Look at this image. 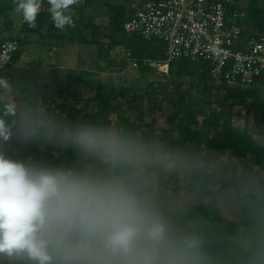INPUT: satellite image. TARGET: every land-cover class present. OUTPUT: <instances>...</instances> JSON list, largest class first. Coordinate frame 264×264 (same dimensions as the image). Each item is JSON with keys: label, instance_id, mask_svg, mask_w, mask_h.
I'll return each instance as SVG.
<instances>
[{"label": "clouds", "instance_id": "1", "mask_svg": "<svg viewBox=\"0 0 264 264\" xmlns=\"http://www.w3.org/2000/svg\"><path fill=\"white\" fill-rule=\"evenodd\" d=\"M81 0H47L53 26L75 28ZM14 12L35 29L43 0H14ZM0 87L8 82L0 78ZM17 141L55 144L94 156L104 173L77 171L32 159H13ZM140 150L115 131L93 125L42 126L0 113V259L17 264H210L202 238L175 229L135 179ZM254 226L251 264H264V216Z\"/></svg>", "mask_w": 264, "mask_h": 264}, {"label": "rangeland", "instance_id": "2", "mask_svg": "<svg viewBox=\"0 0 264 264\" xmlns=\"http://www.w3.org/2000/svg\"><path fill=\"white\" fill-rule=\"evenodd\" d=\"M117 4L123 0H111ZM250 0H237L238 8L247 14V5ZM258 6L264 9V0L258 2ZM89 15L93 16L96 23L101 25L96 34L101 43L105 44L104 54L107 65L110 68L98 72L101 62L98 58V45L83 44L76 37V42L64 41L50 38L47 30L43 36H29L30 41L20 62L9 67L4 76H10L7 89L0 87V113L6 103H13L16 112L25 115L34 103L37 104L38 121L42 126H58V122L70 113L78 110L81 119L84 115L93 112L97 104L95 102L76 101L62 97L60 90L65 87L66 80L70 75L79 72L90 71L104 81L108 90L130 88V93L124 97H117L114 104L119 106L118 113L110 115L111 123L107 130L117 132L120 116H128L136 125L133 131L137 140V148L140 150L142 160L135 170V179L152 197L158 209V200L167 195L168 204L174 209L182 208L193 201L199 195L198 191L191 188V175L184 171L183 163L179 158H173L166 151L167 144L179 139L189 127L194 133L200 135L203 141L202 151L205 155L215 160L210 168H218L228 165L237 169L241 177L235 185L227 188L209 187L203 196V202L212 205L217 214L244 222L246 213L238 203V196L247 193L250 187L257 189L259 181L264 178V168L255 164L254 157L249 155L246 159H239L230 151H217L207 148V142L215 136L216 131L209 124L211 113L216 109L219 113L229 111L237 115L233 118V127L236 137L246 139L248 130L253 134L257 143L264 144V122L261 117L254 113L247 116V106L239 99L228 100V87L215 85L212 82L201 81L192 72L184 80L181 92L189 97L190 115L183 117L184 111L177 116L174 123L168 122V116L175 111L169 106L170 100L177 102L176 78L169 73L159 75L155 79V89L166 86V95L155 93L156 104L162 107L153 109L152 101L149 100L148 79L144 78L141 69L135 65L127 56L123 47L114 50L109 49L107 38L108 29L105 27L108 21V9L105 6H96L87 9ZM22 15L11 11L0 16V38L20 37ZM58 34V32H57ZM151 73L160 74L158 68H152ZM212 93L209 94V88ZM106 90V91H108ZM164 96L165 99H164ZM87 98V95L85 96ZM163 100V101H162ZM66 103L67 110L63 112L60 105ZM179 118H181L179 120ZM184 120V123H183ZM81 125H84L81 122ZM56 160L59 154L53 153ZM106 165V167H105ZM58 166L70 167L77 171L88 170L94 173L106 172L109 165L103 160L88 155H81L75 162H60ZM201 172L202 163L195 167ZM264 210V200L258 198ZM159 210V209H158ZM160 211V210H159ZM161 212V211H160ZM0 264H10L6 259H0ZM17 264V262H11Z\"/></svg>", "mask_w": 264, "mask_h": 264}, {"label": "trees", "instance_id": "3", "mask_svg": "<svg viewBox=\"0 0 264 264\" xmlns=\"http://www.w3.org/2000/svg\"><path fill=\"white\" fill-rule=\"evenodd\" d=\"M130 1L123 0L121 3L114 4L111 0H81L80 3L73 6V10L76 13L73 17L76 27H66L65 30L61 31L53 26L51 14L48 11L50 6L47 0H43L41 10L37 16L38 26L35 29L29 28L22 18L21 31L24 36L23 38L14 37L20 42V50L13 59L14 65L24 55L30 42L27 39L28 35L42 37L44 31L47 30L51 35L52 41L59 40L61 43H64V41L75 43L76 37H78L83 44L98 45V58L101 62L98 72L108 70L110 66L107 65L104 54L105 44L101 43L96 34L102 27L87 12L89 8L105 6L108 9V21L105 27L109 31L107 34L109 49L114 50L117 47H123L127 56L138 61L143 77L148 79L147 88L150 91L149 100L152 101L153 109L156 107L161 108V104H156L158 100L154 99V95L155 93L166 95L167 87L155 89V79L159 75L164 76L165 74L161 72L160 74L151 73L153 67L149 66L147 61H165V48L159 40H146L138 34L126 32L125 23L129 19L128 3ZM259 1L250 0L246 7L247 14L244 19L240 20V23L249 26L253 25L258 33H264V9L258 6ZM14 8V0H0V16L14 11ZM241 11L243 12V10ZM170 72L171 75L178 78L176 80L177 102L174 103L173 100L169 102V106L173 109L175 108V111H172L168 116V122L174 123L182 111H184L183 117L187 118L190 115L189 97L186 93L181 92L184 79L190 73L195 72L196 78L210 82L209 65L202 60L195 61L183 58L170 64ZM64 89L65 87L62 85L60 90L62 97L81 102H95L97 106L93 112L84 115L81 119L78 114L82 110L68 114L58 122V126H80L81 122H83L84 125H93L105 130L111 123L110 115L119 111V106L115 105L114 101L118 96L121 98L126 97L131 91L128 87L108 90L104 81L97 75L90 73V71L70 75L66 80V93H64ZM212 89L213 86L209 88V94L212 93ZM228 89L229 93L226 96L228 100L239 99L241 103L247 106V116L254 113L260 116L261 121L264 122V74L253 86ZM86 95L87 98H85ZM66 105V103L60 105V109L63 112L67 110ZM16 114L17 118L23 116L17 112ZM25 115H30L34 120L38 121L37 104L34 103L25 112ZM236 115L233 111L219 113L217 109L211 113L209 124L216 131V134L207 142V148L221 152L230 151L234 157L239 159H246L249 155H252L255 164L264 168V144L257 143L247 127L248 135L246 139L236 137L233 127V118ZM135 129L136 125L132 123L128 116L119 117L116 133L137 147L138 142L133 135ZM185 129L186 131L179 139L167 144L166 151L173 158H179L182 161L184 171L191 175V188L198 191L199 197L182 208L174 209L169 206L168 197L165 195L158 200V209L175 229L195 233L202 238L203 249L209 257L210 264H251L250 257L256 239V233L254 232V226L257 223L256 218L264 216L263 206L258 202L259 197L264 200V178L259 181L257 189L250 187L247 193L238 196V203L241 204L246 213L244 222L217 214L212 205L203 202L202 198L207 189L209 187H218L220 189L230 187L240 181L241 177L237 173V169L228 165L211 169L210 165L214 164L215 160L203 153V141L200 135L194 133L189 127ZM5 151L13 159L38 160L53 166H58L60 162H75L78 157L83 155L75 153L73 150H65L55 144L44 145L17 141L15 134L12 142L5 146ZM53 153L59 154V160L55 159ZM201 163L202 170L199 172L195 167ZM100 173H104V171Z\"/></svg>", "mask_w": 264, "mask_h": 264}, {"label": "built area", "instance_id": "4", "mask_svg": "<svg viewBox=\"0 0 264 264\" xmlns=\"http://www.w3.org/2000/svg\"><path fill=\"white\" fill-rule=\"evenodd\" d=\"M237 0H131L125 30L159 40L166 60H148L168 74L170 64L188 58L209 65V79L228 88L250 87L264 74V33L241 24L245 14ZM17 38H0V78L14 65ZM135 65L138 61L131 58Z\"/></svg>", "mask_w": 264, "mask_h": 264}, {"label": "crops", "instance_id": "5", "mask_svg": "<svg viewBox=\"0 0 264 264\" xmlns=\"http://www.w3.org/2000/svg\"><path fill=\"white\" fill-rule=\"evenodd\" d=\"M22 59H23V58H22ZM19 62H20V61H19ZM19 62H18V63H19ZM18 63H17V64H18Z\"/></svg>", "mask_w": 264, "mask_h": 264}]
</instances>
